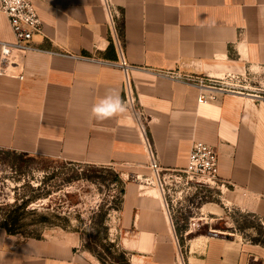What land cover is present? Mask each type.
Here are the masks:
<instances>
[{"label": "crops", "instance_id": "1", "mask_svg": "<svg viewBox=\"0 0 264 264\" xmlns=\"http://www.w3.org/2000/svg\"><path fill=\"white\" fill-rule=\"evenodd\" d=\"M33 2L42 30L33 37V49L16 58L13 70L24 79L0 76V151L112 168L121 179L120 170L146 166L144 142L128 110L104 120L92 114L110 92L124 101V76L103 0ZM111 3L161 167L184 169L193 142L202 140L217 149L219 177L226 183L219 209L204 212L215 202L206 203L199 217L172 214L166 203L125 210L128 246L119 244L130 264H264V246L250 238L255 232L236 230L241 214L264 220V102L246 92L216 91L201 104L199 88L159 75L263 70L264 0ZM13 41L0 11V43ZM127 197L125 188L124 205ZM215 220H225L226 228L212 225ZM130 232L139 238H129ZM80 245L79 234L25 240L0 226V264H101L90 251L78 250Z\"/></svg>", "mask_w": 264, "mask_h": 264}, {"label": "rangeland", "instance_id": "2", "mask_svg": "<svg viewBox=\"0 0 264 264\" xmlns=\"http://www.w3.org/2000/svg\"><path fill=\"white\" fill-rule=\"evenodd\" d=\"M118 24L121 28V23L119 22ZM123 76L125 91L124 72ZM168 79L172 80L171 78ZM215 85V87L221 88L222 84L215 83ZM245 92L247 93V91ZM134 94L136 98L135 111L127 103L124 104L135 120L136 127L138 128L137 116L140 115L141 122L146 126L148 132V121L135 89ZM147 160L146 166L120 170L124 174L122 179L126 183L128 203L124 205L123 202L122 208L118 210L116 206H118L119 202L116 201V198L119 197L120 189L117 184H96L84 180L74 181L69 184L63 183L64 174L70 168H77L69 162L35 156L23 157L0 151V208H4L0 211V224L10 223L8 216L17 215L20 216V221L16 229L19 233L18 235L25 240L29 238L64 240L71 234H79L81 245L78 250H88L85 246L87 241H90L89 233L94 232V229L91 228V218L94 213L101 210L103 219L95 231L99 232L100 239L104 240V243L114 245L122 253L128 254L125 248L119 244L120 241H124V245L128 246L125 240H123L128 236L127 229L125 228L128 226V216H126L127 212L125 210L158 207V205L163 207L165 196L171 213H176V215L177 213H182L183 217L188 219L189 217H199L196 213L198 214L200 208L206 203L215 202L213 204L219 203L222 205L221 192L215 191L213 195H209L205 190L195 189L193 185L186 183V180L177 182L170 176L171 171H166L162 168L161 177L163 181L165 179L166 183L164 195L157 185L153 171L150 169L148 156ZM19 167H21L20 170L17 169ZM46 175H50L51 179L40 193L35 192L36 194H34L30 189L24 187L25 184L29 183L34 187L33 189H37ZM154 191L159 193L161 199L155 198ZM204 193L207 194L206 196L209 199L204 198L200 201V195L206 197ZM24 196L27 197L26 199H29L24 209L15 211L10 207L14 205L17 199H21ZM20 202L22 203V200ZM211 223L219 229L224 230L223 228H226L225 220H215ZM129 230L131 231V229ZM138 234L130 232L129 238L133 239L134 237L137 240L139 238ZM92 247H98V251H103L99 243L92 245ZM138 250L152 252V249L148 247L140 246ZM153 250L156 251L157 249ZM126 254L125 258L129 261ZM103 255L105 257L104 262H106L104 264H111L112 259L107 258L106 253Z\"/></svg>", "mask_w": 264, "mask_h": 264}, {"label": "built area", "instance_id": "3", "mask_svg": "<svg viewBox=\"0 0 264 264\" xmlns=\"http://www.w3.org/2000/svg\"><path fill=\"white\" fill-rule=\"evenodd\" d=\"M104 9L107 13L108 26L112 35L113 43L119 55L118 66L125 75L124 103L135 111V94L130 77L132 67L127 63L124 53V40L119 27V15L114 9L111 0H103ZM0 11L4 13L10 23L14 41L0 43V76L13 77L23 80L22 73L14 72L16 58L19 55L33 49L32 41L35 34L42 30V21L34 6L33 0H0ZM161 76L171 78L179 82L199 88L198 102L207 104L216 97V91L230 94L245 93L251 95L255 101L264 102V69L261 71H249L245 74H225L222 77L202 76L198 74H170L161 73ZM215 83H221V88L215 87ZM138 130L145 145V151L149 159L150 169L153 171L159 189L165 195V179L162 180V167L156 149L148 137L146 126L141 122L140 115L137 116ZM170 176L177 182L186 180L195 189L205 190L209 195L215 191H222L226 183L219 177V154L217 149L202 141L195 140L189 153L188 163L184 169H174ZM204 193L206 196L207 194ZM165 203L169 209V204ZM203 195L199 196L202 201ZM264 226V220H260Z\"/></svg>", "mask_w": 264, "mask_h": 264}, {"label": "trees", "instance_id": "4", "mask_svg": "<svg viewBox=\"0 0 264 264\" xmlns=\"http://www.w3.org/2000/svg\"><path fill=\"white\" fill-rule=\"evenodd\" d=\"M9 153V152H8ZM77 167V166H76ZM21 169V167L17 168ZM51 179L50 175H46L39 187L37 189H33L32 185L29 183L25 184L24 187L26 189H30V191L34 194L40 193L44 186H47L46 183ZM90 181L96 184H107L110 185V183H115L119 187V197L116 198V201H118L117 209H121L124 202V195H125V188L126 183L121 179V177L117 174V172L112 168L107 167H95V166H79L77 168H70L68 172L64 174L63 177V183H71L74 181ZM36 192V193H35ZM33 194V195H34ZM27 197L24 196L21 199H17L13 206H10L15 211H19L21 209H24L26 205L28 204ZM22 200V203L20 202ZM101 209L103 207L100 206ZM4 208H0V211ZM6 209V208H5ZM20 216L17 215H9V221L10 223L5 224L1 223L0 226L5 228L6 231L9 234L12 235H18L17 226L20 221ZM241 220L237 221L236 224V230L238 232L245 233L246 230H253L255 232L254 236H251V241L256 244H260L264 246V226L261 224V222L250 214H241L240 215ZM103 216L101 210L97 213H94V215L91 218L92 226L91 228L94 229L93 233H89L90 235V241H87L86 248L94 254L102 264L106 263L105 257L103 254L106 253L107 258L110 260L112 259L111 264H130L128 259L125 258V253H122L119 249H117L114 245H109L107 243H104V240L100 239L99 232L95 231L98 224L102 222ZM40 239V238H37ZM99 243V246L103 249V251H98V247H92V245Z\"/></svg>", "mask_w": 264, "mask_h": 264}, {"label": "clouds", "instance_id": "5", "mask_svg": "<svg viewBox=\"0 0 264 264\" xmlns=\"http://www.w3.org/2000/svg\"><path fill=\"white\" fill-rule=\"evenodd\" d=\"M126 110V105L119 94L110 92L99 103L93 105L92 114L97 120H104L122 114Z\"/></svg>", "mask_w": 264, "mask_h": 264}, {"label": "bare ground", "instance_id": "6", "mask_svg": "<svg viewBox=\"0 0 264 264\" xmlns=\"http://www.w3.org/2000/svg\"><path fill=\"white\" fill-rule=\"evenodd\" d=\"M211 207H215V209H219V206L217 205V204H214L213 206H211V205H206L204 208H203V211L204 212H206V211H208V210H213V211H215L213 208H211Z\"/></svg>", "mask_w": 264, "mask_h": 264}]
</instances>
